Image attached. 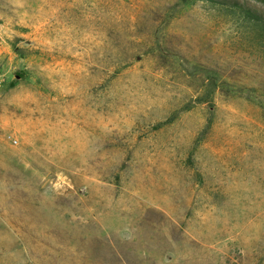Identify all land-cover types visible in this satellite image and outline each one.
Segmentation results:
<instances>
[{
    "label": "rangeland",
    "instance_id": "rangeland-1",
    "mask_svg": "<svg viewBox=\"0 0 264 264\" xmlns=\"http://www.w3.org/2000/svg\"><path fill=\"white\" fill-rule=\"evenodd\" d=\"M0 264H264L247 26L203 0H0Z\"/></svg>",
    "mask_w": 264,
    "mask_h": 264
},
{
    "label": "trees",
    "instance_id": "trees-1",
    "mask_svg": "<svg viewBox=\"0 0 264 264\" xmlns=\"http://www.w3.org/2000/svg\"><path fill=\"white\" fill-rule=\"evenodd\" d=\"M188 1V0H183ZM230 11L240 23L247 26V49L264 57V0L259 6L240 0H203Z\"/></svg>",
    "mask_w": 264,
    "mask_h": 264
}]
</instances>
